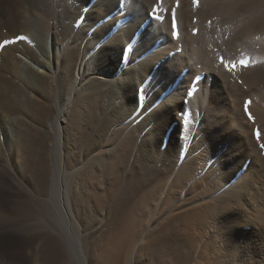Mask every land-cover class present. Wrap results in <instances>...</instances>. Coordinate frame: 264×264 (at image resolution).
Listing matches in <instances>:
<instances>
[{
	"label": "bare ground",
	"instance_id": "6f19581e",
	"mask_svg": "<svg viewBox=\"0 0 264 264\" xmlns=\"http://www.w3.org/2000/svg\"><path fill=\"white\" fill-rule=\"evenodd\" d=\"M16 1L0 264H264V0Z\"/></svg>",
	"mask_w": 264,
	"mask_h": 264
},
{
	"label": "rangeland",
	"instance_id": "374dc122",
	"mask_svg": "<svg viewBox=\"0 0 264 264\" xmlns=\"http://www.w3.org/2000/svg\"><path fill=\"white\" fill-rule=\"evenodd\" d=\"M18 12V3L16 0H0V36L6 35L9 31H12L16 27ZM2 243L6 251L11 249L13 246V240L10 238L7 239V237H3Z\"/></svg>",
	"mask_w": 264,
	"mask_h": 264
}]
</instances>
